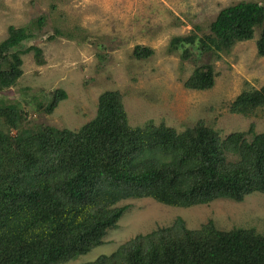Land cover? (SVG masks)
Masks as SVG:
<instances>
[{
	"label": "trees",
	"instance_id": "trees-1",
	"mask_svg": "<svg viewBox=\"0 0 264 264\" xmlns=\"http://www.w3.org/2000/svg\"><path fill=\"white\" fill-rule=\"evenodd\" d=\"M63 16L51 1L48 12L9 25L0 41V264H66L88 253L117 226L127 207L117 204L124 199L187 208L264 193V132H255L253 123L225 136L203 119L182 131L152 120L132 126L118 89L102 91L95 116L75 130L31 122L4 91L22 75L23 54L45 63L42 48L30 40L87 39L79 25L64 26ZM193 27L172 36L165 50L180 51L181 63L194 64L186 89H210L217 75L213 62L256 31V53L264 57V0L237 1L206 26ZM104 45L106 40L99 47ZM131 54L145 59L153 49L136 44ZM96 56L103 62L105 53ZM66 97L56 88L47 100L29 102L35 111L51 113ZM263 106L264 85L241 90L228 111L250 117ZM78 264H264V233L220 229L212 220L191 229L177 217Z\"/></svg>",
	"mask_w": 264,
	"mask_h": 264
},
{
	"label": "rangeland",
	"instance_id": "rangeland-1",
	"mask_svg": "<svg viewBox=\"0 0 264 264\" xmlns=\"http://www.w3.org/2000/svg\"><path fill=\"white\" fill-rule=\"evenodd\" d=\"M51 1H57V9L64 14L63 25H79L87 39L78 43L38 36L28 42L42 48L45 63L36 64L32 52L23 54L22 75L4 94L20 103L31 122L75 130L95 116L102 91L118 89L132 126L152 120L182 131L203 119L221 136L246 130L250 123L255 132H264V106L250 117L228 111L241 90L264 85V57L256 53L257 31L253 39L236 43L229 54L213 62L217 75L207 90L186 89L184 81L194 64L181 63L180 51H165L172 36L189 33L194 23L206 26L221 8L240 0H0V41L9 25L19 27L48 12ZM105 40L106 48L99 47ZM136 44L150 46L153 54L134 58L131 53ZM97 52L105 53L103 62ZM56 88H62L67 97L51 113L35 111L30 98L45 96L47 100ZM117 205L127 207L103 243L66 264L109 254L135 235L170 225L177 217L191 229L212 220L220 229L253 227L264 233V193L246 195L241 201L219 198L187 208L151 198H128Z\"/></svg>",
	"mask_w": 264,
	"mask_h": 264
}]
</instances>
